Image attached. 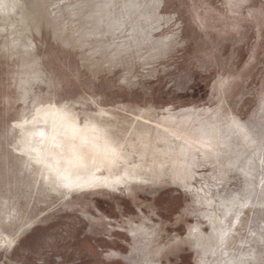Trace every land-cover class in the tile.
<instances>
[{
    "label": "rangeland",
    "instance_id": "obj_1",
    "mask_svg": "<svg viewBox=\"0 0 264 264\" xmlns=\"http://www.w3.org/2000/svg\"><path fill=\"white\" fill-rule=\"evenodd\" d=\"M10 4L14 20L13 13L5 17V31L0 23V143L28 127L17 119L19 104L6 103L22 95L77 110L86 101L84 111L93 114L117 103L135 116L156 109L165 117L225 124L220 116L229 107L239 126L227 140L225 150H232L223 154L233 162L219 174L202 164L185 184L165 179L136 191L139 198L74 195L77 206H62L27 229L13 250L0 254V264H264V190L255 191L245 174L251 168L242 167L249 151L264 152V0ZM12 23L34 39L31 54H22L31 48L19 38L7 43L14 55L5 57ZM32 57L36 69L47 70L31 87L19 71ZM214 212L221 232L238 240L230 250L225 240L218 253L196 243L199 227L213 234Z\"/></svg>",
    "mask_w": 264,
    "mask_h": 264
},
{
    "label": "bare ground",
    "instance_id": "obj_2",
    "mask_svg": "<svg viewBox=\"0 0 264 264\" xmlns=\"http://www.w3.org/2000/svg\"><path fill=\"white\" fill-rule=\"evenodd\" d=\"M11 13L14 20L16 12L11 9L10 0H0L2 30L5 17ZM20 28L12 23L10 32H5V57L14 55L9 53L7 43H15L19 38L21 44L31 48H25L22 54L34 51V39L20 32ZM23 36L28 38L27 42ZM37 62L34 57L28 58L19 71L20 80L31 87L41 81L39 74L47 70L44 66L36 69ZM96 100L97 96L91 103L96 105ZM54 102L52 99V103L38 105L24 95L6 100L10 106L19 104L17 119L28 127L5 136L0 143V254L7 255L27 229L51 212L62 206H77L87 193L139 198L136 191L165 179L185 184L192 179L194 167L213 164L219 174L226 164L233 162L225 163L223 157L232 150H225L227 140L233 135L234 126H239L236 121L232 124L229 107L220 116L225 124L202 117H165L156 109L143 110L135 116L125 110L124 104L117 103L109 110L93 114L84 111L89 104L86 101L76 103L80 110ZM242 138L249 143L246 134L242 133ZM249 153L243 170L251 168L245 174L253 179L255 191L264 190V152L258 149ZM74 195L79 196L76 204ZM200 198L204 200L205 196ZM85 216L94 219L87 211ZM218 220L220 215L212 213L210 222L217 225L212 235L201 227L194 232L202 249L213 247L218 253L222 240L228 250L237 245L231 232H221Z\"/></svg>",
    "mask_w": 264,
    "mask_h": 264
}]
</instances>
